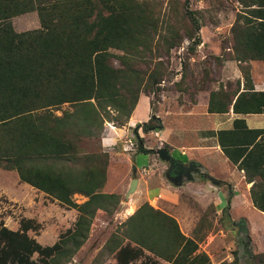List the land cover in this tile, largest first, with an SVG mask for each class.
Returning <instances> with one entry per match:
<instances>
[{
    "label": "trees",
    "instance_id": "obj_1",
    "mask_svg": "<svg viewBox=\"0 0 264 264\" xmlns=\"http://www.w3.org/2000/svg\"><path fill=\"white\" fill-rule=\"evenodd\" d=\"M190 1H184V9ZM239 3L244 11L233 24L232 46L224 50L232 52L227 58L240 62L244 85L237 79L210 90L209 113H264V91H255L247 64L264 61V0ZM34 11L40 27L17 31L12 19ZM201 27L194 11L161 14L152 0H0V168L78 211L74 226L52 245L32 236L40 229L33 218H22L18 229L2 224L0 264H35L36 253L44 264L63 259L68 264L88 241L99 210L108 217L118 211L121 195L103 190L110 153L89 152L81 142L101 137L106 120L126 124L146 88L165 80L163 59L153 68L145 61L157 35L158 42L167 43V56L185 39L193 52L202 42ZM227 58L220 59L222 67ZM140 127L149 132L163 125L151 116L135 129L139 151L149 152ZM204 135L217 136L229 160L244 171L246 181L254 182L253 202L264 212V128H249L244 118H237L232 128ZM212 182L227 184L216 178ZM75 194L88 199L77 203ZM107 246L115 264L141 258L142 264H213L173 215L148 201L112 233ZM248 252L256 264H264V252ZM238 262L236 255L220 264Z\"/></svg>",
    "mask_w": 264,
    "mask_h": 264
},
{
    "label": "rangeland",
    "instance_id": "obj_2",
    "mask_svg": "<svg viewBox=\"0 0 264 264\" xmlns=\"http://www.w3.org/2000/svg\"><path fill=\"white\" fill-rule=\"evenodd\" d=\"M184 1L178 0L177 3H174L173 0H152V4L161 10V14L171 15L174 9L184 11L187 8L194 11L202 25L199 31L201 44L196 46L193 52H190V41L185 39L181 47L172 49L170 56H167V43L158 42L159 36L157 35L152 43V50L146 53L145 57V61L150 62L151 68L158 60L163 59L165 62L167 71L165 80H159L161 83L157 85L154 82L153 88H146L141 97H144L147 102L149 118L156 115L162 119L160 121L161 123L165 122L164 129L167 128L168 133L162 132L163 128L149 132L143 131V135H139L144 139L143 144L146 148H150V151L141 152L138 149L139 146L135 150L127 151L125 143L128 138H133L138 145L140 143L135 135V129L139 125L132 124V127H129V135L124 134L122 137H118L113 146L105 147L102 139L109 136L106 135L108 134L107 126L113 125L112 129L115 130V128L125 129L130 124V120L123 126L106 120V129L101 137L84 139L81 142L85 150L89 152L104 150L110 153L107 178V182L110 181V189L108 190L106 183L103 190L119 193L122 201L118 211L112 217H108L105 212L96 216L88 241L68 264H115V256L109 252L107 246L111 241L112 233L116 232L117 228L121 227L122 223L131 215L130 205L139 206L144 201L150 203L149 199L154 200L161 194L160 188L177 189L174 190L175 195L165 193L167 197L163 195L158 198L157 204L179 216L186 209V213L191 215L192 219L189 221L186 218L188 215L183 217L184 220L181 221L183 230L199 242L200 250L208 253L213 264L232 261L236 255L239 258L238 264H256L257 260L254 259V256L248 255L246 252V239L249 237H251L252 253L259 255L264 252V217L239 201L235 212L247 217L250 221H243L242 217L232 216L231 202L229 206H226L228 207L227 212L223 209L221 214L217 215L212 202L202 201V204H199L189 192L178 190L183 187L182 185H175L168 180L166 172L169 163L163 161L156 152L158 147L168 145L171 153L178 157L180 152L178 149L173 150L174 145L182 146L183 144L188 147L204 143L205 131L213 124L205 110V96L210 90L217 89L220 84L232 81H222L220 59L232 55V52H228L224 48L232 46V27L244 11L243 6L239 0H191L184 9ZM12 22L17 31L36 29L41 25L36 11L14 17ZM217 53L223 55V58L217 56ZM160 56L163 57L160 58ZM246 67L248 68V66ZM182 73L185 75L184 78ZM235 80L237 78L233 79L234 82ZM63 108L70 109V106L64 105ZM55 112L58 115L62 114V110ZM153 132H159L160 136H155ZM193 152L195 153V151ZM220 163L223 175L229 179L235 178L233 176L235 172L231 169V165L228 162L220 161ZM1 169L0 188L6 189L10 196L19 199V201L9 199L6 197L7 195L0 192V227L2 224H8V227L17 229L22 218H33L40 224V229L33 231L32 236L43 245H52L67 229L74 226L77 219L75 214L78 213L76 209L67 208L39 189L30 191L26 186H23L24 184H18L12 174ZM205 171L208 172L207 169ZM193 175L198 180H203L200 174L194 173ZM237 176L239 177V175ZM135 177H138L141 183L137 191L127 198L126 194L130 183ZM186 182L187 180H184V184ZM223 186L231 201L234 183L229 182ZM247 188L245 186V189ZM168 196L171 199L176 197V200L172 199L171 201ZM85 197L82 194H75L74 200L77 203H83L86 201ZM177 198L183 203H177ZM255 244H257L256 248ZM33 259L35 264H44L40 261L37 253ZM142 259L132 264H142ZM61 261V264H64V259ZM158 264L169 263L159 260Z\"/></svg>",
    "mask_w": 264,
    "mask_h": 264
},
{
    "label": "crops",
    "instance_id": "obj_3",
    "mask_svg": "<svg viewBox=\"0 0 264 264\" xmlns=\"http://www.w3.org/2000/svg\"><path fill=\"white\" fill-rule=\"evenodd\" d=\"M228 49H230V48H228ZM218 55H220V53ZM245 63H247V62H244V64ZM247 64H248L250 72H251L250 76H252V81H253L255 91H264V61L263 60H253ZM242 75H243V73H242V70L240 67V62H238L237 60H234V59H230V58H227L226 60H224L223 67H222V74H221L222 81L233 80V79L237 78V79L242 80V86H243L244 85V78ZM199 102H200V100H199ZM208 102H209V92H207V95L205 96V100H204V106L206 109L208 107ZM144 103H146V104H144ZM141 106H142V108H141ZM134 109L135 110H134V112L131 116V119L129 121L130 124L125 129H122V128L116 129L115 128V130H113L112 129V127H114L113 125L107 126V133L108 134H106V135H109V136L102 139L103 145L105 147L113 146V144L117 142L118 137H120V136L122 137V135H124V134L129 135L130 134V128L129 127H132V124L134 126L140 125L141 123L146 122V120L149 118V109H148L147 102L145 101L144 97H141L139 99V102H138L136 108H134ZM229 111L230 112H228V113H219V112L218 113H209L207 111V116L210 117L211 123H213V124H212V126H210V128L206 129V131L217 132V131L222 130V129H230L233 127L234 120L237 118H244L246 120V123H247L249 128H253V129L264 128V113H254L253 112V113L243 114V113H235L234 111H232V109ZM160 120H162V119H160ZM162 123H163L162 124L163 129L161 131L162 132L166 131L168 133L167 128L164 129L165 122L162 121ZM139 134L141 136L143 135L142 128H139ZM203 140H204V143L194 145V146L192 145V146L187 147V146H183V144H182V146L174 145L173 150L175 151V149H178V151L180 152V156H178L176 158L183 161V163H185V164H189L191 162L198 163L201 166L203 171H205L206 169L208 170V172H206V171L205 172L208 173L209 176L213 175L212 177L216 178L217 180L220 179L221 181H225L227 183H229V182L234 183V191L232 194L233 197H231V201H230L231 202L232 216H239V217L243 218V221H250L247 217H244L243 215L235 212V209H237L238 204L240 202V203L246 205L247 207H251L256 212H258L262 217H264V212L261 211L259 208H257L253 202V198L251 195V188H252L254 182L246 181L244 171L239 170L237 168V166L229 160V158L225 155L221 146H219L217 136L205 135L203 137ZM183 147L185 148V150ZM193 151H195V153ZM220 161L223 163L228 162L231 165L230 166L231 169L233 170V172H235L233 175L235 178L232 177L231 179H229V177H227V176L225 177L223 175L224 173L222 172ZM10 174H12V177H14L17 180L18 184H24L23 186H26V188L30 189V191L37 189L27 182L20 181L19 177H16L15 174H13V173H10ZM237 175H239V177ZM140 183H141V180H140ZM109 186H110V181L107 182V185H106V187H108V190L110 189ZM182 186L183 187H181V189L179 188L178 190H185V191L189 192L191 194V196L199 204H202V201L207 202V203L212 202L214 207H215V212L217 213V215H220L221 212L223 211V209H225V207L228 205V203H230L229 202L230 199L227 196L228 193H227L226 189L224 188V186L216 185L210 179L207 181H203V180H198L197 177H193V179L187 180V182L185 184L183 182ZM245 186H247L248 188L245 189ZM168 187H166V188H168ZM160 189H161V194L158 197H155L154 200L149 199L150 203L152 205H154L155 207L161 208L162 210L169 213L170 215H173L179 221V224L181 226L182 231L186 235L193 237L192 235H190L189 233H186L183 230V227L181 224V221L184 220L183 217L188 215L186 213V209L183 208L184 211H183V213L180 214L181 216H179V215H176L175 213H172V212H169L168 210H165L164 208H162L160 205L157 204V201L159 200L158 198L163 197V195H164V197H167V196H165V193L166 194L168 193V195L169 194L175 195L176 193L174 190H177V189H174V190L169 189V188L168 189L160 188ZM105 191H107V190L105 189ZM0 192H1V194H5V196L7 195L6 197L9 199H12L16 202L19 201V199L15 198L13 196H10L7 193L6 189L0 188ZM107 192H109V191H107ZM84 197H85V195H84ZM168 198L171 201H172V199L174 201L176 200V197L171 199V197L168 196ZM85 199L87 200L88 197L87 198L85 197ZM176 202L177 203L179 202L180 204L183 203V202H180V200L178 201V198H177ZM124 205H125V203L123 204V206ZM139 206L136 205L134 207V205H130L129 211H131V214H133ZM102 212H103L102 210H99V213H102ZM234 213H235V215H234ZM77 216L78 215L75 214V218ZM186 218L189 219V221H191L192 216L188 215V216H186ZM187 219H186V221H187ZM6 226H8V224H6ZM10 229H12V228H10ZM250 229H251V224H250ZM246 241H247L246 242V252L249 251L252 253V251H253V250H251L252 246L250 247L251 237L246 239ZM256 247H257V244H255V248Z\"/></svg>",
    "mask_w": 264,
    "mask_h": 264
},
{
    "label": "water",
    "instance_id": "obj_4",
    "mask_svg": "<svg viewBox=\"0 0 264 264\" xmlns=\"http://www.w3.org/2000/svg\"><path fill=\"white\" fill-rule=\"evenodd\" d=\"M158 83H161V82L156 81L155 85H157ZM153 117L156 118L157 116L153 115ZM156 152L163 161L169 163V168L167 169L166 175H167L168 180H170L175 185H182L184 180L193 179L194 177V175L190 173V174L185 175L187 176L186 179H183L184 178L183 175L174 174V169L179 164L181 165V167H183L184 172L187 169L190 172H195V173L200 174V176H209L208 173L202 170L201 166L198 163L191 162L189 163V165H183L182 164L183 161L176 158L171 153V151L166 147H158L156 149ZM134 170L136 171V168ZM209 178L211 179V181L214 179V177L212 176H209ZM139 184H140V179H138V177L132 178V181L130 183L129 189L126 194L127 198H129L130 195H132L135 191H137Z\"/></svg>",
    "mask_w": 264,
    "mask_h": 264
},
{
    "label": "built area",
    "instance_id": "obj_5",
    "mask_svg": "<svg viewBox=\"0 0 264 264\" xmlns=\"http://www.w3.org/2000/svg\"><path fill=\"white\" fill-rule=\"evenodd\" d=\"M155 136H160L159 132H153ZM125 150L127 151H131V150H135L136 148H138V144L135 140H133V138H128L126 140V143H125Z\"/></svg>",
    "mask_w": 264,
    "mask_h": 264
},
{
    "label": "flooded vegetation",
    "instance_id": "obj_6",
    "mask_svg": "<svg viewBox=\"0 0 264 264\" xmlns=\"http://www.w3.org/2000/svg\"><path fill=\"white\" fill-rule=\"evenodd\" d=\"M181 163V162H180ZM183 165H189V164H185V163H182ZM194 174L195 172H190L189 170H185V172H184V169H183V167H181V165L179 164V165H177V167H175V169H174V174H179V175H183L184 176V178L183 179H186L187 178V176H185V175H187V174Z\"/></svg>",
    "mask_w": 264,
    "mask_h": 264
}]
</instances>
